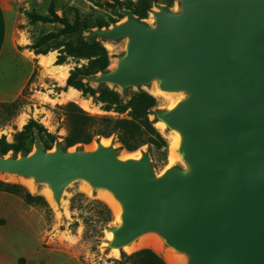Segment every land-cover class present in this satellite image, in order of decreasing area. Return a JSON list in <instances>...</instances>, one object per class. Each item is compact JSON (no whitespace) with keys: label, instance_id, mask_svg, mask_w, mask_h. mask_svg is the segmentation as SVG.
Masks as SVG:
<instances>
[{"label":"water","instance_id":"water-1","mask_svg":"<svg viewBox=\"0 0 264 264\" xmlns=\"http://www.w3.org/2000/svg\"><path fill=\"white\" fill-rule=\"evenodd\" d=\"M155 25L131 8L88 39H127L117 65L89 82L153 86L182 92L180 102L154 112L179 130V154L189 167L156 175L149 151L121 159L101 138L90 150L46 149L0 155V172L46 183L62 206L67 186L87 181L122 206L109 248L119 250L155 233L188 264H264V0H181V11L157 4ZM64 210V209H62Z\"/></svg>","mask_w":264,"mask_h":264},{"label":"rangeland","instance_id":"rangeland-1","mask_svg":"<svg viewBox=\"0 0 264 264\" xmlns=\"http://www.w3.org/2000/svg\"><path fill=\"white\" fill-rule=\"evenodd\" d=\"M56 4L57 13L63 16V10L73 19L77 8L82 16H101L105 19L115 18L117 23L124 21L127 17L116 8L109 6L99 7L89 0H53ZM137 1V0H133ZM50 0H36L32 2L29 9L21 8L22 12L35 10L37 13L50 16ZM101 2L113 3V0H101ZM157 4L168 6L166 3L155 1L153 8L148 12L146 18H140L142 21L155 25L153 11L158 10ZM122 7V6H121ZM172 11H181V0H174L171 6ZM124 8V7H123ZM128 8V7H126ZM132 9V8H131ZM121 13L123 16H120ZM113 24H111L112 26ZM109 26V27H111ZM21 32L19 33L22 42L26 44H17L14 47L15 60H18L19 68L7 67V75L13 78L15 72H19L28 78L25 87L18 98L21 97L22 103L14 114H9L0 107V137L6 135L7 139L13 141L14 134L24 129L25 125L31 119L38 121L47 131L59 136L58 142L52 149H55L58 143H62L68 150L82 148L84 150L93 149L98 140H93L90 144H78L73 147H67L64 137L67 135V120L65 106L74 102L84 110L94 115H107L111 117H126L128 112L118 114L117 112L105 109L106 104L96 101L90 93H84L73 87L67 86V79L71 70L77 66H82L88 60H78L74 57L67 56L63 63L58 64L64 46L62 43L65 37L52 39L48 41L41 50L47 51L46 54L52 56L53 64L47 66L42 63L41 54L28 48L35 40L50 32H58L62 27L59 23L37 22L30 25L26 20L19 24ZM95 29V28H93ZM89 36V32L85 33ZM89 40V39H88ZM109 50L111 55V64L109 69H113L118 62V56L125 53L127 39L112 41L108 39H99ZM19 50V51H17ZM23 56V58H21ZM30 56V57H28ZM55 56V58H54ZM37 58H40L39 61ZM10 60V59H9ZM29 62V63H28ZM51 64V63H50ZM56 67H62L68 72L64 81L58 79L54 74ZM95 89H112L121 93L122 97L128 101L133 95L147 91L157 98V106L153 109L150 119L154 122L156 128L161 132L167 141V146L157 148L153 145H144L138 150L129 151L119 141L116 135L110 137L115 144L118 154L126 151L127 153H140L149 151L153 169L156 175H161L174 166H182L181 162L171 163L172 149L167 136L172 130L165 128L161 130L157 126L160 122L154 112L156 110H168L172 107V99L168 95H159L153 92L154 86H133L125 94L120 86L113 84H104L90 82ZM75 89L79 92V98H70V90ZM183 98V95H181ZM17 98V99H18ZM16 99V100H17ZM15 100V101H16ZM14 102V101H13ZM11 103V102H0ZM171 149V150H170ZM35 150V146L32 151ZM0 155H3L0 153ZM21 153L15 154L9 152L5 156H20ZM0 179L19 183L24 186L23 180L29 179L18 174H9L0 172ZM27 187V186H26ZM37 191L31 192L36 195H43L51 210L45 207L33 206L27 204L21 197L0 191V264H118L117 260H122L141 248L133 251L126 248L120 249L117 253L112 252L109 248V233L113 227L118 226L119 219L111 208L106 199L99 196V190H88L85 188L83 180H75L70 183L63 197V203L66 205L65 210L60 214L53 208L43 191L48 187L46 183L37 182ZM83 193L84 198L77 200L75 207H71V199L77 193ZM98 200L106 203L112 211V220H105V213L102 205ZM165 249L170 247L164 242ZM155 250L153 247H149ZM156 251V250H155ZM158 251V252H157ZM156 252L164 258V252L159 249ZM165 259V258H164Z\"/></svg>","mask_w":264,"mask_h":264},{"label":"trees","instance_id":"trees-1","mask_svg":"<svg viewBox=\"0 0 264 264\" xmlns=\"http://www.w3.org/2000/svg\"><path fill=\"white\" fill-rule=\"evenodd\" d=\"M50 16L37 13L35 10L26 11L31 24L37 22L59 23L62 27L58 32H50L29 45L36 54H46L49 50H41L50 40L65 37L62 46L63 51L58 59V64L63 63L67 56L78 60H88L82 66H77L71 70L67 79V86L73 87L84 93L92 94L96 101L106 104L105 109L115 111L118 114L128 112L126 117H111L107 115H94L84 110L74 102L65 106L67 130L64 137L67 147H73L78 144H90L93 140H99L101 137H111L116 135L118 141L129 151H135L144 145H153L157 148L167 146V141L161 132L156 128L154 122L150 119L153 109L157 106V98L153 94L142 91L133 95L126 101L121 93L112 89H95L88 77L94 76L99 72L109 69L111 64V55L107 47L97 38L88 40L86 32L93 28L109 27L117 23L115 18L105 19L101 16H82L77 8H74L73 19L63 10V16H60L56 10L55 1L50 0ZM99 7L109 6L116 8L119 5L126 8H132L139 18H146L147 14L153 8L155 1L166 3L171 6L174 0H113L110 2H101V0H89ZM120 16H123L119 13ZM22 103L21 97L11 103H0V107L9 114H14ZM36 131L39 132L41 141L46 149H52L58 142L59 136L53 134L41 125L38 121L31 119L23 130L14 134L13 141H9L6 135L0 137V153L5 155L9 152L30 153L36 144ZM0 191L17 195L27 204L33 206L45 207L51 210L46 198L43 195L31 193L28 188L19 183H11L0 179ZM81 192L75 194L71 199V207H75L77 200L84 198ZM102 205L106 215L105 220H112L111 208L104 202L98 200ZM118 264H167L165 259L152 248H142L124 259L117 260Z\"/></svg>","mask_w":264,"mask_h":264},{"label":"bare ground","instance_id":"bare-ground-1","mask_svg":"<svg viewBox=\"0 0 264 264\" xmlns=\"http://www.w3.org/2000/svg\"><path fill=\"white\" fill-rule=\"evenodd\" d=\"M52 58H53L52 56L42 57V62L44 64H50L52 62ZM52 71H54V74H56L58 79L61 81H64L68 76V72L62 67L59 68L56 67ZM153 86H154L153 88L154 93L159 95H168L169 98L172 99V107L176 106L180 102L182 92L162 90L156 85V83H154ZM79 96L80 95L77 90L75 89L70 90V94H69L70 98H79ZM157 126L161 128V130H163L166 128V123L164 121H160L157 123ZM167 138L169 139V142L171 144L170 146L172 149V155L170 159L171 163L182 162L186 167H189L188 163L185 160H183L179 154V149L182 144V134L180 133V131L177 129L171 131L170 134L167 136ZM101 142L105 146H109L112 143L110 137H101ZM141 156H142V152L127 153L126 151H123L122 153H120L121 159H128V158L140 159ZM84 183H85V188H87L88 190H92V186L87 181H84ZM23 184H25L31 190V192H36L38 189L37 183L34 181L33 178L24 179ZM43 194L47 197L48 201L53 206V208L58 212V214H60L62 209L64 210L66 209L65 203H63L64 201H62L61 207L55 201L53 192L50 187H47L43 191ZM99 196L107 200L111 208L116 213V216L119 219V224L122 223L121 221L122 206L120 205V202L114 197L113 193L106 189H99ZM113 238H114V234L110 231L109 240H112ZM163 243H164L163 239L157 234L146 233L141 235L136 241H133L130 245L124 246V248L128 249L131 252L138 247L149 246L155 248L156 251L161 249L165 253L164 258L167 264H188L189 262L188 255L177 254L175 250L171 248L165 249ZM118 251H119L118 248L112 249V252L114 253H117Z\"/></svg>","mask_w":264,"mask_h":264},{"label":"crops","instance_id":"crops-1","mask_svg":"<svg viewBox=\"0 0 264 264\" xmlns=\"http://www.w3.org/2000/svg\"><path fill=\"white\" fill-rule=\"evenodd\" d=\"M34 1L36 0H0V102L15 101L22 93L28 81V78L17 72V70L13 78L8 77L7 67L10 65L11 67L19 68L18 60L14 59V47H17V44L28 43L27 41L22 42L20 39L19 33L21 29L19 24L27 20L30 25H33L26 12H22L21 8L29 9ZM41 55V58L50 56ZM39 56L37 55V57ZM37 59L39 61L40 58ZM53 61L51 64L45 65L50 66L53 64Z\"/></svg>","mask_w":264,"mask_h":264}]
</instances>
